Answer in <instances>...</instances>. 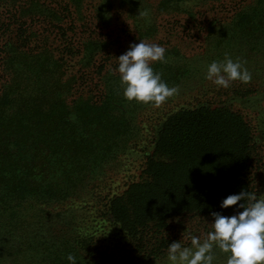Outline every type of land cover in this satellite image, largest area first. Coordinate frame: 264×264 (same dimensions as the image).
<instances>
[{
    "label": "trees",
    "instance_id": "obj_1",
    "mask_svg": "<svg viewBox=\"0 0 264 264\" xmlns=\"http://www.w3.org/2000/svg\"><path fill=\"white\" fill-rule=\"evenodd\" d=\"M70 1L80 6L84 0ZM180 1L159 0L156 11L195 14L181 10ZM143 2L129 0L128 5L147 17ZM109 6L102 2L96 7L101 18ZM49 9L39 0H0V16L19 13L22 19L36 12L48 15ZM215 17L205 25L206 18L194 16L191 25L207 30L205 47L215 49L200 56L209 63L244 47L264 50V0L224 19ZM134 19L140 37L158 30L155 22L145 27ZM23 26L15 40L0 41V264H69V253L79 264H149L167 254L168 244L182 239L178 228L184 218L212 222V212L231 216L236 206L221 209L223 199L241 190L257 194L251 178L258 155L255 126L241 108L223 99L181 106L159 117L151 125L152 153L146 155L139 179L122 194L100 199L99 182L108 166L139 144L136 120L147 104L125 99L119 73L113 67L105 70L107 65H97L100 77L89 93L87 72L80 83L68 77L66 56L76 48L57 55L52 47H30L31 34ZM88 43L80 52L82 68L90 71L108 47ZM165 58L151 66L169 87L177 86L191 67ZM262 85L237 80L214 90L217 96L237 93L231 99L242 105L256 90L263 93H258ZM90 186L96 203L80 199L72 204ZM65 203L71 208H64ZM108 226L115 238L105 230L101 237Z\"/></svg>",
    "mask_w": 264,
    "mask_h": 264
},
{
    "label": "rangeland",
    "instance_id": "obj_2",
    "mask_svg": "<svg viewBox=\"0 0 264 264\" xmlns=\"http://www.w3.org/2000/svg\"><path fill=\"white\" fill-rule=\"evenodd\" d=\"M39 1L46 8L47 6L50 8L49 12H45L48 15L36 12L34 14L37 16H25L22 19L19 17V13L16 16L13 13L0 16V41H5L8 38L15 40V36L19 33V26L24 25L23 28L26 34L28 36L31 34L28 43L30 47H52V50L57 55L64 54L67 47H75L76 53L66 56L69 64L68 77H75V83H80L83 74L87 72L86 79L89 81L87 82L89 83L88 92L91 91V88L95 89L96 86L93 83H98L100 74L99 69L96 68L98 67L97 65H107L105 70L113 67V71H116V66L118 65L116 58L125 53L130 44L139 43L140 40L159 44L166 50L165 57L171 56L172 59H178L191 67L187 77L183 78L180 84L174 86L178 89L175 94L166 98L159 105L151 103L143 105V109L139 112L136 120L139 130V135L136 139L139 144H132L128 154L121 155L120 158H117L108 166L106 172L102 175V180L99 182L98 190L101 195H98V197L100 199L107 194L108 196L109 194H122L130 182L139 179L145 167L146 155L152 153L150 141L152 134L151 125L159 117L181 106L217 102L223 99H227L224 103L233 104L241 108L242 112L252 122L251 124L255 126V139L258 141L255 146V152L258 155L254 162L255 167L251 170V178L256 189L257 198L264 196V134L261 133L264 128L260 129V121L264 118V92L259 95L256 94V90L255 93H251L248 96L249 98L251 97L248 103L245 102L242 105L231 99L232 95H237V93L217 96L215 94L216 90H214L217 86L205 79L207 66L210 63L205 56H200L206 50L211 55L212 51L210 49L214 47H205L207 30H201V26L198 24V28L191 26L194 24V16L197 21L206 18L205 25H208L213 16L224 19L254 0H181L178 4L181 7L180 9L193 11L194 15L189 12L164 11L157 13L156 5L159 0H144L147 17H143L140 14L136 15L135 11L133 12L129 8V0H84L80 6L75 5L70 0ZM102 2L110 6L108 14L102 15L101 18L96 7L101 5ZM153 16H156L155 19H153ZM134 18H140L145 23V27H151L152 23L155 22L158 30L151 36L140 37L137 35ZM15 19L19 20V22L17 21L18 24L13 23V21H16ZM9 22L11 25L7 27L6 24ZM19 23L21 24L19 25ZM189 26H191L192 30H188ZM4 29L9 31L2 33ZM90 40L98 41L99 44H104L106 45L104 47L108 48L97 55V63L92 66L93 69L88 71L90 67L82 68L84 62L81 61L82 52L80 51L86 45H90L89 43L87 44ZM257 50L252 52L249 48L244 47L242 52L234 50L230 54L232 59L239 58L244 62V66L252 74L250 82L253 85H261L264 82V50L262 47ZM177 53L178 55H176ZM105 70L102 69L103 72ZM87 83L83 87L87 86ZM211 89L213 91L209 92ZM260 90H264V85L261 86L258 93ZM207 91L208 93L206 94ZM92 187L87 188L88 190H85V194L76 197L74 199L75 203L72 204L81 203L82 200L80 199L89 200L95 204V200L91 198ZM94 193L96 196L97 191H94ZM69 202L71 203L72 201ZM70 203H65L64 206L67 207L64 208H68ZM210 223L201 217L188 216L184 218L182 226L178 230L180 229L183 233L181 240L186 244L185 246H190L193 235H198L201 239H204L206 234L212 230ZM104 230L107 232L105 235L114 237V233L109 232L110 227L108 226V229L107 227L102 229L100 234L102 238L105 236ZM215 255V264H226L227 255L225 253L217 248L215 249ZM149 264H168L167 254Z\"/></svg>",
    "mask_w": 264,
    "mask_h": 264
},
{
    "label": "clouds",
    "instance_id": "obj_3",
    "mask_svg": "<svg viewBox=\"0 0 264 264\" xmlns=\"http://www.w3.org/2000/svg\"><path fill=\"white\" fill-rule=\"evenodd\" d=\"M165 51L159 44L140 40L130 44L128 50L116 58V71L125 99L159 105L177 92L178 89L169 87L162 74L151 66L152 62H165ZM205 79L218 88H228L233 81L250 82L252 74L239 58L234 60L225 54L222 60L208 64ZM244 201H248L247 206ZM231 206H236L231 216L211 213L212 230L204 239L193 235L190 246H184L181 240L168 244V264H215L217 248L227 255L226 264H264V196L257 198L241 190L228 195L220 204L221 209ZM66 259L69 264H79L74 254L69 253Z\"/></svg>",
    "mask_w": 264,
    "mask_h": 264
}]
</instances>
